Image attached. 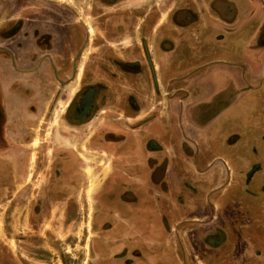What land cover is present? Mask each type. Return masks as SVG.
Wrapping results in <instances>:
<instances>
[{
    "label": "flooded vegetation",
    "instance_id": "af4514ba",
    "mask_svg": "<svg viewBox=\"0 0 264 264\" xmlns=\"http://www.w3.org/2000/svg\"><path fill=\"white\" fill-rule=\"evenodd\" d=\"M43 1L34 0L30 16L4 27L2 37L14 33L16 39L11 47L0 45L2 58L21 59L20 67L11 62L15 72L33 79L27 86L20 84L29 98L10 105L13 121L7 112L0 118L1 193L5 187H14L13 200L19 206L26 197L35 201V206L50 201L55 187L73 185L80 171L86 173L83 165L90 161L86 155L93 156L95 171L102 172V165L108 164L105 181L95 197L115 205V209L100 213L112 218L111 230L117 240L123 235L125 246L120 253L148 250V218L139 210L149 208L148 202L153 200L152 204L164 211L165 204L156 192L166 189V157L159 161L150 157L148 141L141 138L150 118V92L153 90L157 98L160 86L159 65L149 41L161 46L158 43L166 20H177L184 13L182 1L79 0L77 10L65 1ZM185 13L186 20L193 21V15ZM133 129L139 130L143 144L140 158L144 168L151 170L147 178L153 183L152 191L131 182L140 175L128 154V133ZM36 137L39 139L34 143ZM244 146L239 152H244ZM252 149V160L239 154V178L225 180L216 210L209 202L211 196H199L206 201L200 203L199 217L184 219L181 215L189 212L180 211L175 217L177 230L176 226L173 230L166 227L175 232L174 246L184 264H196L183 253L191 245L194 250L205 247L211 253L222 252L220 259L212 261V254L203 264H264V141ZM167 221L163 216L164 227ZM185 225H195L197 230H188ZM198 230L206 232L198 234ZM154 231L158 240L151 246L156 255L164 254V236L159 235L160 230ZM247 253L252 260L247 259ZM142 256L139 260L145 264L150 256Z\"/></svg>",
    "mask_w": 264,
    "mask_h": 264
},
{
    "label": "crops",
    "instance_id": "0c3cea01",
    "mask_svg": "<svg viewBox=\"0 0 264 264\" xmlns=\"http://www.w3.org/2000/svg\"><path fill=\"white\" fill-rule=\"evenodd\" d=\"M181 1L184 13L177 20H166L158 43L161 46L149 41L159 65L160 86L157 98L153 90L150 92V118L141 138L148 141L150 157L158 161L166 157V189L156 192L165 204L164 211L152 204L153 200H149V208L139 210L148 218V250H153L151 242L158 240L154 230H160L164 241L173 232L177 212H189L181 215L184 219L199 217L201 204L206 202L199 196H211L209 202L216 210L225 180L239 178V154L252 160V147L264 141V0ZM33 2L0 0V45L11 47L16 35L2 37L6 34L4 27L30 16ZM185 12L195 16L191 17L193 21L186 20ZM11 62L22 65L21 59L0 56V118L7 112L13 121L14 108L10 105L17 106L29 98L20 84H32L33 79L31 75H18ZM128 135V154L133 168L140 172L131 182L152 191L153 183L147 178L151 170L144 168L140 158L143 144L139 130L133 129ZM242 146L245 150L239 152ZM218 188L222 189L219 195ZM163 216L169 219L165 227ZM185 226L197 230L195 225ZM169 243L163 244L164 254L149 257L145 264H159L162 259L164 263L184 264L170 256L176 248L174 241Z\"/></svg>",
    "mask_w": 264,
    "mask_h": 264
},
{
    "label": "rangeland",
    "instance_id": "374dc122",
    "mask_svg": "<svg viewBox=\"0 0 264 264\" xmlns=\"http://www.w3.org/2000/svg\"><path fill=\"white\" fill-rule=\"evenodd\" d=\"M64 1L77 10L79 0L43 2L50 4ZM37 139L39 137L35 138L34 143H37ZM86 157L90 160L83 165L86 173L80 171V178L74 180L73 185L55 187L56 191L50 201H40L35 206V201L26 197L19 206L13 200L14 187H5L2 193L0 190V264H144L142 259L139 260V257L143 258V253L147 257L156 256L157 250L142 252L137 249L138 251L133 252L135 254L126 253V250L120 253L122 245L125 246L121 239L123 235L117 240L115 232L111 230L112 218L100 213V210L115 209V205L100 201V197L96 201L95 197L105 181L108 164L104 163L101 167L103 171L97 172L93 156ZM221 190L218 188L217 195L221 194ZM168 194L174 196L173 193ZM114 214L115 212L113 216ZM124 231L126 230H122ZM204 232L206 230H198V234ZM173 239L175 232L167 236L164 246H168V241L172 244ZM262 240L264 242V236ZM115 243L118 244L116 247L113 245ZM191 246L184 248L183 253L186 259H193L196 264L207 263L212 254V261L217 257L221 258L220 250L211 253L205 247L194 250ZM261 250L264 253V244L261 245ZM170 256L176 261L181 254L180 251H174ZM246 257L253 259L249 253ZM159 264L169 263H164L162 259Z\"/></svg>",
    "mask_w": 264,
    "mask_h": 264
}]
</instances>
